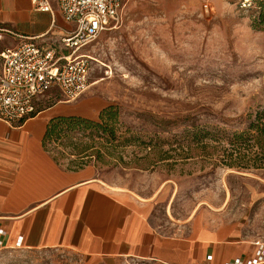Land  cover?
<instances>
[{"label":"rangeland","instance_id":"obj_1","mask_svg":"<svg viewBox=\"0 0 264 264\" xmlns=\"http://www.w3.org/2000/svg\"><path fill=\"white\" fill-rule=\"evenodd\" d=\"M82 51L92 56L90 86L72 104L110 127L51 142L57 161L93 166L145 202L163 233L264 239V171L225 163L238 119L264 106L257 0H126L120 23ZM42 99L49 107L63 97ZM111 108L115 122L102 120ZM0 264L95 263L63 249L8 248Z\"/></svg>","mask_w":264,"mask_h":264},{"label":"crops","instance_id":"obj_2","mask_svg":"<svg viewBox=\"0 0 264 264\" xmlns=\"http://www.w3.org/2000/svg\"><path fill=\"white\" fill-rule=\"evenodd\" d=\"M51 1L53 11L44 12L33 0H0V53L26 40L63 46L75 24ZM74 101L47 107L43 100L29 118L12 125L0 120V251L63 249L95 264H227L255 257L257 240L212 230L163 233L149 221L145 202L105 183L93 166L59 163L44 137L52 119L82 114Z\"/></svg>","mask_w":264,"mask_h":264},{"label":"built area","instance_id":"obj_3","mask_svg":"<svg viewBox=\"0 0 264 264\" xmlns=\"http://www.w3.org/2000/svg\"><path fill=\"white\" fill-rule=\"evenodd\" d=\"M126 0H57L75 29L62 47H45L26 40L0 53V120L8 124L38 112L43 97L56 90L63 101H74L90 86L92 56L82 51L102 33L119 24ZM37 10L52 12L51 0H33ZM208 7V5H205ZM5 232L0 228V250ZM227 264H264V239L257 240L254 258Z\"/></svg>","mask_w":264,"mask_h":264},{"label":"trees","instance_id":"obj_4","mask_svg":"<svg viewBox=\"0 0 264 264\" xmlns=\"http://www.w3.org/2000/svg\"><path fill=\"white\" fill-rule=\"evenodd\" d=\"M257 4L260 7V19L264 23V0H257ZM116 117L117 112H114L112 108L103 111L101 114L102 120L107 118L108 121H114ZM238 120H241L245 124L242 129L236 130L229 135L231 148L226 154L225 163L231 167L255 168L264 171V106L249 112ZM105 125L110 127L108 122ZM105 125L77 115L54 118L49 122L44 137V146L50 150L49 144L51 142L57 141L78 130L102 128L107 131ZM110 133L113 139H116L113 126L110 129ZM82 167L85 166L78 165L73 167V169Z\"/></svg>","mask_w":264,"mask_h":264}]
</instances>
